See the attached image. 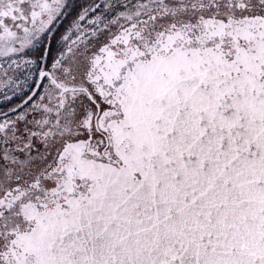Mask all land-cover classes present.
I'll list each match as a JSON object with an SVG mask.
<instances>
[{
    "label": "snow or ice",
    "instance_id": "obj_1",
    "mask_svg": "<svg viewBox=\"0 0 264 264\" xmlns=\"http://www.w3.org/2000/svg\"><path fill=\"white\" fill-rule=\"evenodd\" d=\"M0 264H264V0H0Z\"/></svg>",
    "mask_w": 264,
    "mask_h": 264
}]
</instances>
